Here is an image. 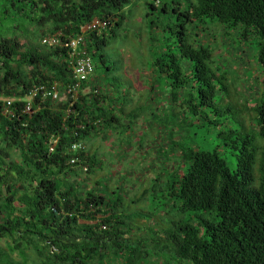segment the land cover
Returning a JSON list of instances; mask_svg holds the SVG:
<instances>
[{
    "label": "trees",
    "instance_id": "obj_1",
    "mask_svg": "<svg viewBox=\"0 0 264 264\" xmlns=\"http://www.w3.org/2000/svg\"><path fill=\"white\" fill-rule=\"evenodd\" d=\"M131 2L0 0V97L15 98L9 115L0 102V264L146 263V245L129 243L98 178L91 185L85 182L87 174L98 172V152L71 150L74 142L87 144L88 138L120 124L125 111L116 108L114 85L106 89L93 76L81 83L74 100L68 86L78 81L67 62L68 47L42 42L58 32L63 43L82 34L95 70L96 59L111 68L104 50L124 24ZM157 3L169 9L147 0L152 10ZM181 8L179 3L177 10ZM182 17L170 26L172 35L166 39L173 43L155 63L175 89L185 92L186 99L180 102L176 93L173 102L183 111L191 103L197 116L200 108L217 107V93L229 87H218L227 81V71L216 66L214 49L192 41L188 23L210 18L243 26L244 38L258 39L264 67V0H190ZM95 19L109 21L110 27L83 32ZM156 27L154 22L152 30ZM150 40L156 45V34ZM54 82L60 84L62 101L42 94L29 101L35 85ZM29 102L33 113L25 112ZM255 110V131L241 122L240 127L225 125L217 134L233 149L234 171L221 155V145L181 150L185 170L175 194L183 211L202 214L197 221L164 230L166 247L176 258L191 264H264V100ZM203 120L219 122L205 114L200 127ZM75 155L79 160L72 163Z\"/></svg>",
    "mask_w": 264,
    "mask_h": 264
},
{
    "label": "rangeland",
    "instance_id": "obj_2",
    "mask_svg": "<svg viewBox=\"0 0 264 264\" xmlns=\"http://www.w3.org/2000/svg\"><path fill=\"white\" fill-rule=\"evenodd\" d=\"M189 1L158 0L169 9L157 3L158 9L152 10L147 0H132L125 9L124 24L116 29L104 50L111 68L95 61V78L106 89L114 85L116 108L125 114L111 132L86 140L87 149L98 152L101 165L96 174H87L86 181H82L91 185L98 178L99 189L111 200L129 243L146 245L145 264H191L169 252L164 235L165 229L186 220L197 221L202 214L183 211L175 194L176 182L185 170L181 150H214L221 145V155L234 171L237 158L233 149L217 134L225 125L240 127L241 122L255 131V109L264 100V67L259 61L258 39L252 35L244 38L243 26L229 27L207 18L197 24L188 23L192 41L214 49L215 64L227 71L228 78L218 87L227 85L229 89L217 93V107L200 108L197 116L191 103L183 111L173 102L176 93L180 102L186 99L185 92L174 88L173 80L160 73L155 60L168 50L170 26L183 19ZM179 3L181 11L177 10ZM154 22L158 25L155 31ZM154 34L156 45L150 40ZM205 114L220 125L203 120L204 126L200 127Z\"/></svg>",
    "mask_w": 264,
    "mask_h": 264
},
{
    "label": "built area",
    "instance_id": "obj_3",
    "mask_svg": "<svg viewBox=\"0 0 264 264\" xmlns=\"http://www.w3.org/2000/svg\"><path fill=\"white\" fill-rule=\"evenodd\" d=\"M110 27V22L106 20L95 19L92 23L88 24L84 27L83 32L89 30H96L100 33L105 31ZM43 44L51 45V46H65L68 47L67 53V62H69V66L72 70V74L74 78L78 81L75 85L70 84L68 86V93L71 97L76 100L79 95V90L81 88V83L91 80L94 76L95 65L91 56L87 53V43L85 36L80 34L75 37H72L69 42L63 43L62 32H58L56 34H49L43 38ZM87 92V90H85ZM42 94V97L48 98L52 97L53 100H63L64 96L60 91V84L58 82H54L51 86L42 84L35 85L28 95L29 101H32L35 97ZM66 98V95H65ZM15 98L1 97L0 102H2V109L4 114H12V105ZM26 113H33L32 103L29 102L25 109ZM59 142V138L54 140L50 151L54 152L57 144ZM87 144L82 141L74 142L71 146V150L74 154L83 152L86 150ZM79 160V157L76 155L71 158L72 163H76Z\"/></svg>",
    "mask_w": 264,
    "mask_h": 264
}]
</instances>
